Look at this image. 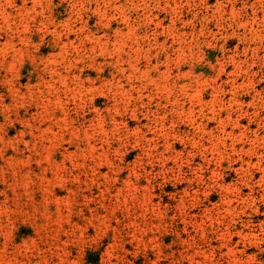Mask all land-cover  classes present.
Wrapping results in <instances>:
<instances>
[{
  "label": "rangeland",
  "instance_id": "rangeland-1",
  "mask_svg": "<svg viewBox=\"0 0 264 264\" xmlns=\"http://www.w3.org/2000/svg\"><path fill=\"white\" fill-rule=\"evenodd\" d=\"M0 264H264V0H0Z\"/></svg>",
  "mask_w": 264,
  "mask_h": 264
}]
</instances>
